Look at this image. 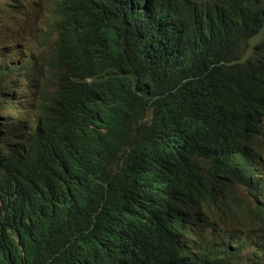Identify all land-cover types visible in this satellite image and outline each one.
Returning a JSON list of instances; mask_svg holds the SVG:
<instances>
[{"label":"trees","instance_id":"trees-1","mask_svg":"<svg viewBox=\"0 0 264 264\" xmlns=\"http://www.w3.org/2000/svg\"><path fill=\"white\" fill-rule=\"evenodd\" d=\"M4 14L0 34L19 37ZM46 14L50 47L0 59V264L217 259L232 243L198 236L193 210L210 194L230 210L237 181L264 195V0H56ZM91 20L76 40L57 32ZM177 183L195 187L187 204L176 186L178 209ZM239 208L264 224L261 206ZM184 223L201 250L173 233Z\"/></svg>","mask_w":264,"mask_h":264},{"label":"clouds","instance_id":"clouds-1","mask_svg":"<svg viewBox=\"0 0 264 264\" xmlns=\"http://www.w3.org/2000/svg\"><path fill=\"white\" fill-rule=\"evenodd\" d=\"M21 1L26 2L27 5L31 7L33 5L41 4L45 0H21ZM84 9H85V13L90 15L89 12L90 3L86 4V6H84ZM94 22H95L94 20H91L88 23L82 22L85 25L84 27L78 25L74 27L73 30H70V27L67 25V22L64 21L61 24H59L57 28V32H61L63 34V38L66 40H76L80 38L82 34L87 32L89 25L93 24ZM38 31L39 29L36 27L33 34L36 35ZM74 31H78L80 33L77 35H72ZM23 33L28 34L25 31H23ZM259 38L260 37L257 36L254 39V41L258 40ZM21 46L25 47L24 44H21ZM18 49L19 47L16 45H12L11 40L7 36L0 34L1 60L16 61L15 59L16 56L14 55V52H16ZM20 56L25 58L28 57L26 51L24 53H20ZM17 72L18 71H16V73ZM24 79L25 78H23V81ZM26 108H27L26 109L27 113L35 112L30 102H27ZM247 143L248 142L244 140L242 142V145L246 147ZM253 150L257 158L256 166L260 167L262 171V176L264 177V150L258 148L255 145ZM240 183L243 184L244 186L243 190L239 189L238 187ZM177 185H181V187H183L184 193L182 196L184 199H186L185 193L189 195V199H186L185 201L187 204H190L193 198V193L195 192V187L192 186L186 187L183 183H177L174 186L175 194L177 196L176 209L180 207L178 202V192L176 190ZM233 186H234L235 194L238 196V199L236 200L229 199L232 206L230 210L226 212H222L216 204V196L214 194H210L209 196L212 197L207 198L205 201L201 200L200 207L193 210L194 213L196 214V221L198 223V231H199L197 234L198 236H201L202 234L209 235L214 229L216 230V234L218 235L219 241L221 237V239H223L225 242L229 241L232 243V245H228V248L224 252L220 253L217 256V259H209L207 261V264H218V262H220V264H264V240L259 241L256 239H248L245 236L246 234L245 235L240 234L241 232L248 231L249 229L250 230L258 229L264 224L255 223L251 221L248 222L243 218L244 213L239 208V207L247 206L248 204L251 205L252 208H254L256 205H259L263 208V218H264V195L259 196L257 198L256 201L257 203H256L252 195L253 192L254 194H257L256 190L249 188V186L239 181H237ZM244 192L246 194H244ZM234 201L238 203L239 207L233 204ZM212 208H215V211L212 212ZM173 233L174 234L181 233L180 242L187 243L188 245H190L192 251L201 250V246L197 245L200 239H197L198 236L194 237L195 232L189 229L185 223L181 224V229L178 225L175 226L173 228ZM254 233L258 235L264 234V233H260L259 231H255ZM238 235L240 236V238H237ZM169 257L178 264H191L190 261L184 262V260H186L187 258L181 252H173L169 254Z\"/></svg>","mask_w":264,"mask_h":264},{"label":"rangeland","instance_id":"rangeland-1","mask_svg":"<svg viewBox=\"0 0 264 264\" xmlns=\"http://www.w3.org/2000/svg\"><path fill=\"white\" fill-rule=\"evenodd\" d=\"M6 0H0V4ZM19 2V19L17 23V29L19 31L20 36L14 40H11L12 45H16L19 47V49L14 52V55L16 56V60L23 59L24 57L20 56V53H24L26 51V47H22L21 44H26L28 48H32L35 52V55L38 56L41 51L43 50V47L45 44H47L49 47L51 46V43L48 42V35H47V23H46V12H49L48 10L43 11L39 15V11L41 4H37L34 6H28L26 2L17 0ZM31 8V9H30ZM27 9V10H26ZM29 12V13H28ZM24 23V24H23ZM0 26H4L3 22H0ZM14 27V26H12ZM38 28V33L33 34L35 31V28ZM23 31L27 32L28 34H24ZM32 33V34H31ZM40 37H45L47 41L45 44L41 45L37 39ZM22 64V63H20ZM19 65V63H18ZM47 85L51 86L50 83H47ZM41 88V85H40ZM4 119V120H3ZM2 121L5 122V118H3ZM239 189L243 190L244 186L243 184L238 185ZM244 194H246L244 192ZM214 206V205H213ZM215 211V208H212V212Z\"/></svg>","mask_w":264,"mask_h":264},{"label":"bare ground","instance_id":"bare-ground-1","mask_svg":"<svg viewBox=\"0 0 264 264\" xmlns=\"http://www.w3.org/2000/svg\"><path fill=\"white\" fill-rule=\"evenodd\" d=\"M55 3H56V0H45L43 3H41V7H40V10H38L39 11V15L43 12V11H45V10H48L49 12L50 11H52L54 8H55ZM34 6V5H33ZM9 8H11L15 13H17V15L19 16V13H20V8L19 7H14L13 5H11L10 4V2L9 1H4V2H2L1 4H0V22H3L4 23V26H2V27H6V22L5 21H2L4 18H5V11H7ZM32 8V7H31ZM30 8V9H31ZM27 10V9H26ZM29 13V12H28ZM24 24V23H23ZM0 28H1V26H0ZM11 28H15V26L14 27H12V25L9 27V30L8 31H10V29ZM16 38H18V36H15V37H13V38H10V40H14V39H16ZM16 62H18V63H21L20 62V60H16ZM4 68L5 69H8V67L5 65L4 66ZM42 111V110H41ZM3 118H5V116L4 115H2L1 116V118H0V121L1 122H3L2 121V119ZM4 120V119H3ZM1 164V163H0ZM183 202V201H182ZM195 229V228H194Z\"/></svg>","mask_w":264,"mask_h":264}]
</instances>
